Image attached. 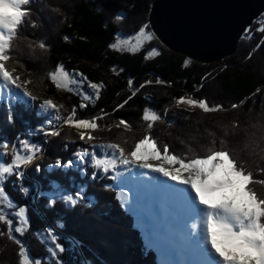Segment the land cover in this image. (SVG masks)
<instances>
[{
    "label": "snow or ice",
    "instance_id": "6c2138e0",
    "mask_svg": "<svg viewBox=\"0 0 264 264\" xmlns=\"http://www.w3.org/2000/svg\"><path fill=\"white\" fill-rule=\"evenodd\" d=\"M92 7L95 12L105 13V30L113 26L115 41H110L107 48L117 53H138L145 42L156 38L150 23L143 19L133 33L121 38L119 27L128 21L129 13L123 9L108 11L115 6L106 0H93ZM75 8V0L62 4L52 0H0V238L15 246L17 264H108L95 260V253L85 249L82 241L65 236L63 231L78 209L99 203L97 194L88 191V185L94 182H100V191L111 193L117 207L135 218V226L143 236V252L154 251L158 264H264V193L256 189V185H264V178H255L264 177V85L227 102L209 101L207 95L193 94L204 88V81L214 79L211 72H206L192 86L193 93L185 91L174 96L160 109L140 108L138 123L134 124L128 117L114 114L130 106L147 86L171 87L172 82L156 75L137 86L133 78H128V94L121 96L123 89L116 90L119 99L111 111L101 107L96 114L79 118L75 105L68 111L53 98L31 91L36 70L26 67V60L14 46L17 39L31 35L34 39L27 47L32 53L37 49L50 52L53 45L29 30L40 28L52 14L60 17L61 24L67 21L71 28ZM258 25L255 31L261 34V40L253 51L264 44V13ZM244 31V38L251 39L250 29ZM21 32L25 33L23 37ZM61 38L70 40L67 33ZM162 54V46H152L144 59ZM252 56L253 52H248L245 59ZM191 64V59L183 60L184 66ZM227 68L224 63L220 71ZM121 71L115 65L111 67L116 75ZM45 78L56 89L78 95L80 109L106 89L103 82H94L81 71H67L61 62L46 70ZM173 108L189 114L199 111L235 116L223 126L219 140L212 135L210 140L193 142L184 154H177L154 133L158 124L170 123L168 114ZM241 109L255 112L257 122L242 121ZM25 112L37 122L25 120ZM189 119V115L183 116V120ZM18 121L22 130H16ZM65 126L75 130L74 140L66 141L62 136ZM113 128L128 134L139 131L140 135H133L130 144L97 135ZM229 136H243L249 159L234 155L228 146ZM57 139L63 142L54 145ZM49 148L69 154H57L43 166L42 180L46 183H42L36 177L41 175L40 161ZM53 172L66 177L67 186L51 178ZM6 184L26 202L13 201ZM30 208L40 227H32ZM49 213L53 214L51 223ZM29 234L42 246L41 255H31L25 243ZM85 251L91 254L86 256Z\"/></svg>",
    "mask_w": 264,
    "mask_h": 264
},
{
    "label": "trees",
    "instance_id": "16d2710c",
    "mask_svg": "<svg viewBox=\"0 0 264 264\" xmlns=\"http://www.w3.org/2000/svg\"><path fill=\"white\" fill-rule=\"evenodd\" d=\"M52 2L62 4L65 0H52ZM95 2L99 3V0H95ZM106 2L115 6L114 8L109 7L108 11L123 9L129 13L128 21L119 27L121 38H127V34L133 33L135 26L140 23L141 19L149 22L153 0H106ZM75 3V15L71 21V28L67 27V21L61 24L59 22L60 17L52 14L47 21L42 23L40 28L29 30V32L35 33V37L44 38L53 45L50 52L41 53L37 49L35 53H32L27 47L34 39L31 35H28L27 39H17L14 46L17 53L26 60V67L30 71L36 70L33 76L34 83L29 86L31 91L37 95L53 98L68 111H71L75 105L79 118H88L89 115L96 114L101 107H104L106 111H111V107L119 99L115 94L116 90L123 89L121 96L128 94L126 87L128 78H133L137 86L143 79L155 78L156 75L172 82L171 87L154 84L147 86L138 94L137 98H134L130 106H126L114 114L115 116H126L134 124L138 123L137 117L140 108L150 106L154 109H160L164 103H171L174 96L182 95L185 91L193 93L192 86L200 82L201 76L206 72H211L214 79L209 78L204 81V88L193 94L197 96L207 95L209 101L224 100L227 102L233 97L243 96L255 87L264 85V44L253 51L254 45L261 40V34L255 31V28L259 26L258 19L249 28L251 39H245L244 35L233 55L227 56L221 61L201 63L170 50L157 36L152 41L145 42L138 53H117L107 48L110 41H115V32L113 26L106 30L102 27L105 13L95 12L92 7L93 0H75ZM94 12L95 15H93ZM38 23L40 22L38 21ZM150 30H152L151 27ZM64 33L69 35L70 40L64 41L61 38ZM24 35L25 33L21 32V37ZM152 46H162L163 54L145 60L144 56ZM248 52H253V56L246 60L245 56ZM186 58L192 60L191 65H183V60ZM57 62H61L69 72L76 69L94 82H103L106 89L102 90L98 98L86 102L84 109H80L79 104L82 101L78 95L56 89L45 78L46 70L53 69ZM224 63L228 64V68L221 72L220 69ZM113 65L123 69V71L119 75L112 73L111 67ZM256 112H259V107H257ZM239 113L242 121L247 120L249 124L257 122L255 112L249 113L246 109H241ZM62 114H66L63 109ZM184 115H189L190 119L183 120ZM168 116L170 123L158 124L154 133L170 144V151L174 148L177 154H184L186 147L193 142H206L211 139L212 135L219 140L223 134V126L228 124L235 113L205 115L197 111L194 114H189L173 108ZM24 119L33 124L37 122L36 118L27 112L24 113ZM107 122L111 123V120ZM16 130H22L19 121ZM97 135L117 139L121 143L127 140L130 144L132 136H139L140 132L128 134L113 128L111 132L97 133ZM62 136L66 141H72L75 139V130L64 128ZM237 140H239L238 143ZM62 142L57 139L54 145H59ZM76 143L81 142L76 141ZM228 146L234 150V155L238 158H250L246 154L248 150L245 149L243 136L235 139L229 136ZM57 154L66 157L69 153L57 152L54 148H49L44 159L40 161L42 172L36 179L46 183L42 180L43 166ZM188 154L191 155L192 153ZM251 159L254 160V158ZM29 172L31 173V169ZM51 178L65 186L68 184L67 178L62 177L59 172H53ZM255 178L264 177L256 176ZM5 188L13 201L26 202L21 200V196L10 185L6 184ZM256 189L264 193V185H256ZM88 191L97 194L99 203L93 208L78 209L77 214L70 216L63 230L65 236L75 237L82 241L85 249L95 253L93 256L95 260L108 261V264H129V262L131 264H158V257L154 251L143 252V236L140 234L139 228L135 226V218L131 217V214H125L122 209L117 207L116 202L112 199V194L100 191V182L90 183ZM52 215L51 213L48 214L49 223L52 222ZM29 216L33 228L41 226V222L31 208L29 209ZM25 243L28 245L32 256L42 254V246L31 234L25 239ZM90 254V251H85L86 256ZM0 264H17L15 246L3 238H0Z\"/></svg>",
    "mask_w": 264,
    "mask_h": 264
},
{
    "label": "water",
    "instance_id": "95a60500",
    "mask_svg": "<svg viewBox=\"0 0 264 264\" xmlns=\"http://www.w3.org/2000/svg\"><path fill=\"white\" fill-rule=\"evenodd\" d=\"M264 0H153L149 23L170 50L208 63L233 55Z\"/></svg>",
    "mask_w": 264,
    "mask_h": 264
},
{
    "label": "rangeland",
    "instance_id": "374dc122",
    "mask_svg": "<svg viewBox=\"0 0 264 264\" xmlns=\"http://www.w3.org/2000/svg\"><path fill=\"white\" fill-rule=\"evenodd\" d=\"M63 1V0H62ZM214 62H216V61H214ZM201 63H203V62H201ZM208 63H212V62H208ZM65 128H68L67 126H65ZM158 260H159V257H158Z\"/></svg>",
    "mask_w": 264,
    "mask_h": 264
},
{
    "label": "bare ground",
    "instance_id": "6f19581e",
    "mask_svg": "<svg viewBox=\"0 0 264 264\" xmlns=\"http://www.w3.org/2000/svg\"><path fill=\"white\" fill-rule=\"evenodd\" d=\"M158 175V174H157Z\"/></svg>",
    "mask_w": 264,
    "mask_h": 264
}]
</instances>
